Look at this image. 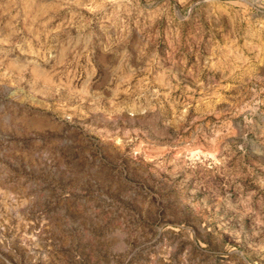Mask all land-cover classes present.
Wrapping results in <instances>:
<instances>
[{"label":"rangeland","instance_id":"obj_1","mask_svg":"<svg viewBox=\"0 0 264 264\" xmlns=\"http://www.w3.org/2000/svg\"><path fill=\"white\" fill-rule=\"evenodd\" d=\"M0 264H264V0H0Z\"/></svg>","mask_w":264,"mask_h":264}]
</instances>
